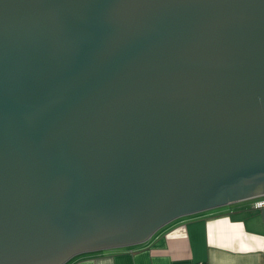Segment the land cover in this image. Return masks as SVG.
Masks as SVG:
<instances>
[{
	"label": "water",
	"instance_id": "1",
	"mask_svg": "<svg viewBox=\"0 0 264 264\" xmlns=\"http://www.w3.org/2000/svg\"><path fill=\"white\" fill-rule=\"evenodd\" d=\"M263 195L264 0H0V264Z\"/></svg>",
	"mask_w": 264,
	"mask_h": 264
},
{
	"label": "crops",
	"instance_id": "2",
	"mask_svg": "<svg viewBox=\"0 0 264 264\" xmlns=\"http://www.w3.org/2000/svg\"><path fill=\"white\" fill-rule=\"evenodd\" d=\"M257 211L232 203L181 217L143 244L88 252L67 264H264Z\"/></svg>",
	"mask_w": 264,
	"mask_h": 264
},
{
	"label": "built area",
	"instance_id": "3",
	"mask_svg": "<svg viewBox=\"0 0 264 264\" xmlns=\"http://www.w3.org/2000/svg\"><path fill=\"white\" fill-rule=\"evenodd\" d=\"M244 206L246 208L250 209H264V195L256 198L247 199V201L244 203Z\"/></svg>",
	"mask_w": 264,
	"mask_h": 264
},
{
	"label": "rangeland",
	"instance_id": "4",
	"mask_svg": "<svg viewBox=\"0 0 264 264\" xmlns=\"http://www.w3.org/2000/svg\"><path fill=\"white\" fill-rule=\"evenodd\" d=\"M247 200H244V201H240V202H238V203H235V204H239V205H243L245 202H246ZM219 208H221V207H215V208H212V209H209V210H206V211H213V210H216V209H219ZM206 211H202V212H206ZM259 212V210L257 211V213ZM199 213H201V212H199ZM196 214H198V213H196ZM196 214H193V215H196ZM191 216V215H190ZM184 217H187V216H184ZM179 219V218H178ZM181 219V218H180ZM177 220V219H176ZM173 222V221H172ZM168 225V224H167ZM136 246V245H135ZM122 248H125V247H122ZM114 249H119V248H114ZM99 251H101V250H99ZM94 252H96V251H94ZM82 254H85V253H82ZM82 254H79V255H82ZM79 255H76L75 257H77V256H79ZM72 259H70L69 261H67L66 263H64V264H67V263H70V261H71Z\"/></svg>",
	"mask_w": 264,
	"mask_h": 264
}]
</instances>
